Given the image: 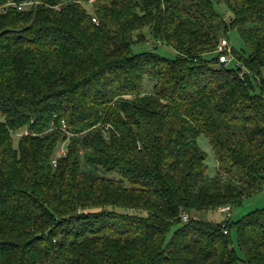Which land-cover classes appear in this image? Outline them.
<instances>
[{
	"label": "trees",
	"instance_id": "trees-1",
	"mask_svg": "<svg viewBox=\"0 0 264 264\" xmlns=\"http://www.w3.org/2000/svg\"><path fill=\"white\" fill-rule=\"evenodd\" d=\"M263 185L264 0H0V264H264Z\"/></svg>",
	"mask_w": 264,
	"mask_h": 264
},
{
	"label": "rangeland",
	"instance_id": "rangeland-1",
	"mask_svg": "<svg viewBox=\"0 0 264 264\" xmlns=\"http://www.w3.org/2000/svg\"><path fill=\"white\" fill-rule=\"evenodd\" d=\"M216 9L225 16L227 21H229L230 13L226 9L223 3L216 4ZM224 37L228 38L229 46L232 50L238 53H242L243 51L247 50V47L243 39L240 37L236 29L229 28L227 32V36L224 35ZM155 45H158L157 51L163 56L168 58H174L176 56V52L173 48H171L166 44H162L160 42H155V41L154 42L151 41L142 45H134L133 49L135 51L152 49ZM229 58H230V62L228 63V65L231 67L236 66L238 59L232 51L229 53ZM197 143L207 154V160H206L208 164L207 175L209 176L215 175L217 171V159L208 138L204 135H200L197 138ZM263 207H264V185L263 188L258 193H256L251 197L246 198L241 205L233 207L232 210L230 211V216L228 212L219 211V210L215 212L204 213L202 216L204 218L212 219L218 222H222L224 220H229V219L238 220L248 212ZM174 228L175 226L171 228L168 236H171ZM231 233H232L233 245L235 246L239 256L242 257V253L239 249L237 242V233L235 227L231 229ZM240 263L247 264L243 261H240Z\"/></svg>",
	"mask_w": 264,
	"mask_h": 264
},
{
	"label": "built area",
	"instance_id": "built-area-1",
	"mask_svg": "<svg viewBox=\"0 0 264 264\" xmlns=\"http://www.w3.org/2000/svg\"><path fill=\"white\" fill-rule=\"evenodd\" d=\"M31 3H32V1H26V2H23V3L19 4L18 7L21 9L24 6H27V5L31 4ZM12 4L16 5L15 3H12ZM93 19H94V21H97L96 18H93ZM218 51L220 52L219 61L223 62V63H229L230 62L229 53L232 51V49L229 46V40H228L227 37L221 38V40L219 42V45H218ZM236 66L240 67V68H243V71L249 72V70L239 60L237 61ZM25 133H27V132H25ZM65 153H66L65 148L62 146L60 148V150H59V154L65 155ZM54 163H56V160H54ZM231 210H232V208L229 205L228 206H224V207H222L220 209V211L228 212L229 216H230V211ZM224 232L227 233V230H225Z\"/></svg>",
	"mask_w": 264,
	"mask_h": 264
}]
</instances>
